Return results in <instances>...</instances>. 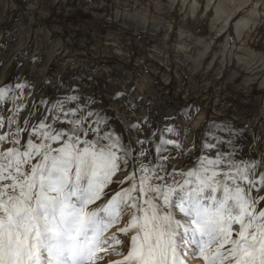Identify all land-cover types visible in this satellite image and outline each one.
<instances>
[{
  "label": "snow or ice",
  "instance_id": "1",
  "mask_svg": "<svg viewBox=\"0 0 264 264\" xmlns=\"http://www.w3.org/2000/svg\"><path fill=\"white\" fill-rule=\"evenodd\" d=\"M10 92V84L0 86V102L8 103ZM190 107L186 120L198 111ZM8 111L0 129L5 119L9 129L16 124L20 108ZM49 111L56 115L30 130L17 125L0 134V143L12 145L0 148V264H96L97 254L129 230L126 255L110 264H187L186 256L203 264H264V159L238 158L233 129L207 122L196 164L169 172L173 157L163 153L180 148L168 138L173 127L147 140L156 152L150 160L145 140L123 142L75 94ZM125 207L134 209L125 226L103 237Z\"/></svg>",
  "mask_w": 264,
  "mask_h": 264
},
{
  "label": "rangeland",
  "instance_id": "2",
  "mask_svg": "<svg viewBox=\"0 0 264 264\" xmlns=\"http://www.w3.org/2000/svg\"><path fill=\"white\" fill-rule=\"evenodd\" d=\"M190 2L187 0L183 6L182 0H7L0 14V86L10 84L13 92L9 93L8 103L0 102V117L12 115L9 108L15 112L19 107L20 111L11 129L5 119L0 134L15 131L17 125L30 130L42 118L56 115L49 109L57 99L75 94L84 107L103 116L123 142L137 146L138 139L145 140L146 150L152 145L148 150L150 160H154L156 152L147 140L158 141L159 135L153 138L152 133L173 127L175 131L168 138L180 148L169 145V151L163 153L173 157L166 162L169 172H186L196 164L202 155L207 122L234 130L238 158H254L257 162L264 159L263 76L250 71L236 56L239 46L264 54V13L255 29L244 31L238 38L233 25L220 30V24L211 19L212 10L203 19L204 6L196 20L183 22ZM145 12L147 22L143 25L135 17ZM18 20L32 29L25 43L23 29L13 27ZM41 24L49 34L46 39L45 33L36 35ZM180 27L204 38L213 51H219V45L228 38L230 46L235 44L230 60L227 50L226 61L215 59L207 64V58L198 52L201 47L193 41H188L182 52L174 51ZM55 39L62 42L63 49L56 47ZM154 46L164 50L166 56ZM195 61H200L199 68H195ZM103 67L125 78L130 87L106 90L107 72ZM144 75L148 80L140 82ZM16 84L27 87L16 91ZM190 106L198 111L186 120L184 113L192 110ZM167 112L173 120L168 119ZM20 135L22 142L26 140V133ZM11 146L0 143V148ZM128 171L119 173L117 179L122 180ZM133 212L131 207H125L119 222L102 235L117 232L116 226H125ZM132 234L131 230L121 234V242L113 249L98 253L96 264L118 261L103 262L114 256L122 259ZM185 260L187 264H203L195 257L186 256Z\"/></svg>",
  "mask_w": 264,
  "mask_h": 264
},
{
  "label": "bare ground",
  "instance_id": "3",
  "mask_svg": "<svg viewBox=\"0 0 264 264\" xmlns=\"http://www.w3.org/2000/svg\"><path fill=\"white\" fill-rule=\"evenodd\" d=\"M3 11H0V14L4 12L5 6L7 4V0H0ZM188 11L186 14L182 17V21L186 22L188 20H196L199 15V10L204 6L205 10L201 13V17L204 19L206 16H208V11L212 10L211 19L215 20L220 24V30H225L227 28H230V25H233L234 31L236 36L239 38L243 35L244 31H252V29H255L260 23H261V14H263L264 10V0H190ZM202 1L205 2V5L202 4ZM187 3V0H182V5L185 6ZM261 7V8H260ZM261 10V11H260ZM129 15V14H127ZM141 24H145L147 22V13H138L135 17ZM215 24V22H214ZM20 26L23 31V39L22 43H25L28 38L31 35L32 29L29 24H25L23 21L18 20L14 25ZM230 26V27H229ZM215 28V27H214ZM157 29V28H154ZM223 32V31H222ZM40 33H45L44 36L45 39L48 37V32L45 31L44 26L41 24L40 27L36 29V35ZM188 41H193L196 45H199L201 47V50H198L200 52V55L202 57L207 58V64H211L215 59L220 60L221 63L226 61V51L228 50V58L230 60V54L235 46V44L229 45L228 38L225 39L224 42H222L219 45L220 50L219 51H213L210 47V43L205 41L204 38L186 30L185 28L180 27L178 30V36L175 42V49L176 52H182V49L188 45ZM56 47H61L62 42H59L58 39H55ZM230 46V47H229ZM157 52L162 53L164 56H166L164 50H162L158 46L153 47ZM66 51V50H65ZM177 55V54H176ZM236 56L239 60L244 61L247 64V67L250 69V71H257L259 72L260 76L262 77V82L264 84V54L260 52H256L248 47L239 46L236 50ZM177 59H180V57H176ZM188 58V57H187ZM191 60V59H190ZM183 61V59L181 60ZM197 61V59H196ZM195 61V62H196ZM89 63V62H88ZM200 61L195 63V68H199ZM103 70H106V74L104 75L106 79V90H115L118 87L123 88H129V84L126 82L125 78H122L117 73L110 71L107 67H103ZM198 70V69H197ZM145 78H140L139 81L142 82L143 80H148V76L144 75ZM104 79V80H105ZM261 83V82H260ZM168 118L171 116L166 114ZM172 118V117H171ZM173 120V119H169ZM118 132V131H117ZM138 146V145H137ZM148 150L152 148V145L149 147H146ZM115 188V186H113ZM261 195H264V191L261 192ZM124 226H122V223L120 225L116 226V229H120ZM108 230V229H107ZM112 230V229H110ZM117 232L110 231L109 233L105 234L103 237L112 236ZM120 240V239H119ZM113 243L110 246H107V250L113 249L111 247L114 246ZM128 251V250H127ZM127 253V252H125ZM124 253V254H125ZM101 255V254H100ZM126 255V254H125ZM99 256V255H98ZM107 257V256H106ZM100 259V258H99ZM106 259V258H105ZM104 263L109 260H121L118 259L115 256L113 258H108L105 260ZM186 259V257H184ZM102 262V263H103Z\"/></svg>",
  "mask_w": 264,
  "mask_h": 264
}]
</instances>
